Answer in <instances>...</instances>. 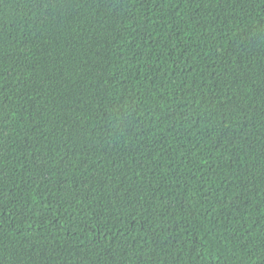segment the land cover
I'll return each mask as SVG.
<instances>
[{
    "label": "trees",
    "instance_id": "1",
    "mask_svg": "<svg viewBox=\"0 0 264 264\" xmlns=\"http://www.w3.org/2000/svg\"><path fill=\"white\" fill-rule=\"evenodd\" d=\"M0 264H264V0H0Z\"/></svg>",
    "mask_w": 264,
    "mask_h": 264
}]
</instances>
